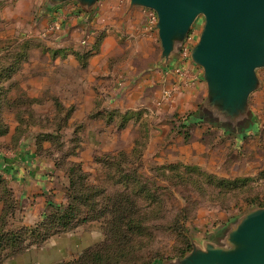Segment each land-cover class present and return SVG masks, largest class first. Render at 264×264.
I'll use <instances>...</instances> for the list:
<instances>
[{
	"label": "rangeland",
	"instance_id": "rangeland-1",
	"mask_svg": "<svg viewBox=\"0 0 264 264\" xmlns=\"http://www.w3.org/2000/svg\"><path fill=\"white\" fill-rule=\"evenodd\" d=\"M21 1L0 0V152L23 145L31 157L18 181L0 170V220L23 248L2 264L97 251L98 264H170L206 244L228 248L236 224L264 208V68L242 120L220 121L190 58L202 18L185 83L172 70L179 56L165 71L157 32L112 47L97 32L90 48L53 29L54 12L77 3ZM122 213L141 227L125 241Z\"/></svg>",
	"mask_w": 264,
	"mask_h": 264
},
{
	"label": "water",
	"instance_id": "water-1",
	"mask_svg": "<svg viewBox=\"0 0 264 264\" xmlns=\"http://www.w3.org/2000/svg\"><path fill=\"white\" fill-rule=\"evenodd\" d=\"M70 1L88 14L99 0H47V4L57 7ZM129 6L155 13L164 68L179 56L196 20L203 19L190 58L203 70L209 94L206 109L220 121L238 124L258 87L256 70L264 68V0H129ZM226 245L194 248L170 264H264V208L246 214L229 233Z\"/></svg>",
	"mask_w": 264,
	"mask_h": 264
},
{
	"label": "crops",
	"instance_id": "crops-1",
	"mask_svg": "<svg viewBox=\"0 0 264 264\" xmlns=\"http://www.w3.org/2000/svg\"><path fill=\"white\" fill-rule=\"evenodd\" d=\"M40 1V0H39ZM31 0H23L21 4H26L30 9L32 7ZM41 2V1H40ZM59 7L54 15H61L59 28L56 33L59 35L70 34L71 37L85 39L82 44L93 46L94 38L97 32H101L103 37V46H116L118 42L128 41L136 45H144L149 39H145L147 35L148 19L142 8L130 7L129 0H99L91 13H83L78 6L73 3ZM38 11L41 7L38 6ZM18 14V11H16ZM200 19V18H199ZM194 23L191 31L199 35L200 26ZM190 31V32H191ZM128 37V38H127ZM85 42V43H84ZM71 45H68V48ZM96 58L95 56L93 57ZM174 66V65H173ZM169 67L165 69L168 71ZM25 146L20 148L16 153L0 152V170L7 176L15 177L18 181L19 176L27 173V164L30 161V155L26 154Z\"/></svg>",
	"mask_w": 264,
	"mask_h": 264
},
{
	"label": "trees",
	"instance_id": "trees-1",
	"mask_svg": "<svg viewBox=\"0 0 264 264\" xmlns=\"http://www.w3.org/2000/svg\"><path fill=\"white\" fill-rule=\"evenodd\" d=\"M2 183H4L3 180H0ZM63 220V219H62ZM135 220L131 217H126L125 213H122L120 217L118 218V230L115 232L117 236H120L122 241H125L128 239V233L133 234L134 232H139L141 229L140 225H134ZM57 226H61L62 228H65V220L57 222ZM8 224L5 223V221L0 220V264L5 259H8L10 257L15 256L17 253L21 252L23 248H19V235L14 233V231L10 230V227H8ZM118 256L121 258H124L127 256V252L123 249H118ZM101 252H94V253H86L81 258L80 262L76 263H68V264H98L101 263L104 258Z\"/></svg>",
	"mask_w": 264,
	"mask_h": 264
},
{
	"label": "built area",
	"instance_id": "built-area-1",
	"mask_svg": "<svg viewBox=\"0 0 264 264\" xmlns=\"http://www.w3.org/2000/svg\"><path fill=\"white\" fill-rule=\"evenodd\" d=\"M122 1V0H121ZM144 14L146 15L147 19H148V27H147V32H149L150 34L152 33H156V29H155V24H156V15L153 11L151 10H147V9H143ZM60 23L59 22H54L53 24V29L56 30L59 28ZM196 39V34H194L193 31H191L188 35L187 38L185 39L183 45H182V49L180 51V55H179V65H174L172 70L175 72V74H179L178 76L181 78H184V82L185 83H190L191 78L188 75V71H187V67L185 66V64H183V61L186 59L187 54H188V50L190 48V46L193 44L194 40ZM167 95H169V92L167 91L166 93ZM167 95H165L167 97Z\"/></svg>",
	"mask_w": 264,
	"mask_h": 264
}]
</instances>
